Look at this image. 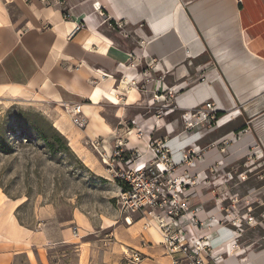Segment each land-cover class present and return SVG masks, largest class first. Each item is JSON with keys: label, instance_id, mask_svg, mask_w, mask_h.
<instances>
[{"label": "crops", "instance_id": "obj_1", "mask_svg": "<svg viewBox=\"0 0 264 264\" xmlns=\"http://www.w3.org/2000/svg\"><path fill=\"white\" fill-rule=\"evenodd\" d=\"M0 93L42 102L92 164L85 143L96 137L108 153L118 142L135 151L137 164L156 159L151 141L172 136L179 120L130 111L146 99L157 106L152 98L159 95L182 112L211 101L225 112L219 119L239 111L219 125L230 126L228 135L251 123L264 133L258 118L264 109V0H0ZM66 105H83L85 129L71 123L67 109L58 112ZM108 106L113 121L104 113ZM243 113L253 120L231 127ZM0 190V264H15L20 255L40 264L35 256L49 236L22 225L18 202ZM219 232L215 244L227 235ZM154 246L142 243V264L158 255ZM255 253L227 262L264 264V249Z\"/></svg>", "mask_w": 264, "mask_h": 264}, {"label": "rangeland", "instance_id": "obj_2", "mask_svg": "<svg viewBox=\"0 0 264 264\" xmlns=\"http://www.w3.org/2000/svg\"><path fill=\"white\" fill-rule=\"evenodd\" d=\"M131 84L130 89L134 87ZM31 98L0 93V188L18 202L22 225L49 236L47 244L35 256L38 263L44 264V260L45 264H142V254L139 262L132 255L142 252L141 245L147 242L159 252L152 256V262L143 264H173L167 258L171 254L165 252L157 228L144 231V215L130 214L120 203L122 183L115 174L128 170L133 162L123 161L119 165L115 160L109 167L88 141L87 153L95 156V162L85 160L54 125L48 107ZM152 99H157V106L154 102L149 105L151 101L146 99L140 107L133 106L130 115L141 111L148 117L155 112L168 121L179 120V128L172 136L153 139L151 145L162 147L166 154L163 162L169 168L158 186L166 192L181 190L189 213L197 216L194 238L208 244L207 251L216 253L217 258H229L225 264L234 260V255L248 257L263 250L264 133L261 127H253L251 123L245 132L226 134L230 126L219 125L228 122L237 111L221 119L190 114L192 125L188 128L189 121L183 118L185 112L177 109L170 97L159 95ZM205 106L204 103L198 108L206 109ZM111 109L108 106L104 111L109 121H113ZM65 110L63 106L58 112L65 114ZM259 111L258 118L264 120V109ZM170 112L173 113L168 115ZM255 118L254 123L259 126ZM244 120L253 118L243 113L231 127L239 126ZM88 123L87 118L86 126ZM55 131L61 134L60 140ZM179 142L181 146L184 144L180 150L176 148ZM166 143L169 146L163 147ZM122 149L124 156L135 155V151ZM127 215L132 216L130 225L125 220ZM182 220V229L191 222V219ZM217 229L227 235L215 244L212 239H218L221 231ZM224 243L227 247L221 253L219 246ZM15 264L28 262L20 255Z\"/></svg>", "mask_w": 264, "mask_h": 264}, {"label": "built area", "instance_id": "obj_3", "mask_svg": "<svg viewBox=\"0 0 264 264\" xmlns=\"http://www.w3.org/2000/svg\"><path fill=\"white\" fill-rule=\"evenodd\" d=\"M117 24V26L123 27L122 23ZM133 84H136V82H133ZM205 104L206 109L196 108L197 111L195 109V113L192 111L185 112L183 118L187 122L189 121L188 128L192 125L190 122L192 119H190L191 115L192 117L202 115L205 119L215 116L217 112L216 106L212 102H205ZM66 109L69 111L72 123L75 126L79 128L86 126L87 117L81 112L80 106L72 105L69 107L66 105ZM90 143L100 153L109 167L111 162L115 160H118L120 164L123 161H125V164L133 162L128 170H120V172L115 174L116 178L122 183L120 203L126 212L130 214L140 212L144 215V231H149L154 226L157 228L162 238V244L169 254L172 255L173 264H181V261L184 264H225V261L229 258L226 260L222 256L217 258L216 253L207 251L208 244H204V241H201L202 239L194 238L198 219L195 218L197 216H192L189 213L188 203L182 197L181 190L178 192L174 189L166 192L158 186L161 183V179L169 171L167 163L163 162L166 154L162 151V147L152 144L151 147L157 156L155 160H158V162L156 164H149V162L142 167L135 162L138 158V153L130 157L124 156L122 145L119 142L110 155L99 137L90 140ZM160 162L163 163L161 164ZM182 219H185L184 221H190L191 219V222L183 229L181 228ZM125 220L130 225L132 216L127 215ZM236 239L238 238L236 237ZM203 252L207 254L204 255ZM132 258L135 261H141V253L136 251Z\"/></svg>", "mask_w": 264, "mask_h": 264}, {"label": "trees", "instance_id": "obj_4", "mask_svg": "<svg viewBox=\"0 0 264 264\" xmlns=\"http://www.w3.org/2000/svg\"><path fill=\"white\" fill-rule=\"evenodd\" d=\"M223 115H225V112H221V111H217L216 112V114H215V116L217 117V119H219L220 117H222ZM239 131H241V129L239 130ZM56 132V138L58 139V140H60L61 138H62V136H61V134L60 133H58L57 131H55ZM2 148V147H1ZM5 148V147H4ZM3 149V148H2ZM118 180V179H117ZM119 181V180H118Z\"/></svg>", "mask_w": 264, "mask_h": 264}, {"label": "bare ground", "instance_id": "obj_5", "mask_svg": "<svg viewBox=\"0 0 264 264\" xmlns=\"http://www.w3.org/2000/svg\"><path fill=\"white\" fill-rule=\"evenodd\" d=\"M11 90V92H12V94H17L18 95V93H20V89H18V88H11L10 89ZM79 106V105H78ZM80 108H81V112H83V105H80ZM140 166H144V165H142V164H139ZM1 191V190H0ZM1 195V194H0ZM263 256V255H262ZM256 258V257H255Z\"/></svg>", "mask_w": 264, "mask_h": 264}]
</instances>
